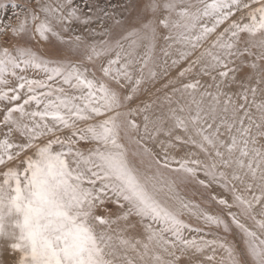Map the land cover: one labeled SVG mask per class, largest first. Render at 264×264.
Segmentation results:
<instances>
[{
  "label": "snow or ice",
  "instance_id": "1",
  "mask_svg": "<svg viewBox=\"0 0 264 264\" xmlns=\"http://www.w3.org/2000/svg\"><path fill=\"white\" fill-rule=\"evenodd\" d=\"M0 264H264V0H0Z\"/></svg>",
  "mask_w": 264,
  "mask_h": 264
},
{
  "label": "rangeland",
  "instance_id": "2",
  "mask_svg": "<svg viewBox=\"0 0 264 264\" xmlns=\"http://www.w3.org/2000/svg\"><path fill=\"white\" fill-rule=\"evenodd\" d=\"M19 2V0H17ZM10 5L8 10H0V15L8 16L10 14Z\"/></svg>",
  "mask_w": 264,
  "mask_h": 264
}]
</instances>
